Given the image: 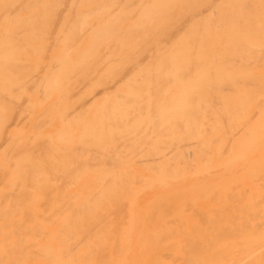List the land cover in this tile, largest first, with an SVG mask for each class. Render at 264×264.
<instances>
[{"label":"bare ground","instance_id":"6f19581e","mask_svg":"<svg viewBox=\"0 0 264 264\" xmlns=\"http://www.w3.org/2000/svg\"><path fill=\"white\" fill-rule=\"evenodd\" d=\"M261 162L264 0H0V264H264Z\"/></svg>","mask_w":264,"mask_h":264},{"label":"rangeland","instance_id":"374dc122","mask_svg":"<svg viewBox=\"0 0 264 264\" xmlns=\"http://www.w3.org/2000/svg\"><path fill=\"white\" fill-rule=\"evenodd\" d=\"M263 165H264V162H261L260 166H263ZM242 170H245V171H246V172H242V174H245V173H248V172H249L248 169H242ZM257 228H258V225L252 227V228H251V231H254V232H255V231H258Z\"/></svg>","mask_w":264,"mask_h":264}]
</instances>
